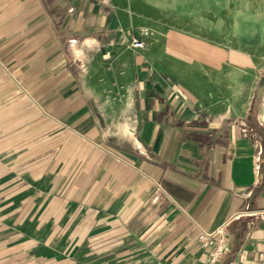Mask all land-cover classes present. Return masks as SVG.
<instances>
[{
  "label": "crops",
  "instance_id": "obj_1",
  "mask_svg": "<svg viewBox=\"0 0 264 264\" xmlns=\"http://www.w3.org/2000/svg\"><path fill=\"white\" fill-rule=\"evenodd\" d=\"M139 25L107 0H0V264H203L229 218L218 264H264L256 42L199 48L187 77L125 46Z\"/></svg>",
  "mask_w": 264,
  "mask_h": 264
},
{
  "label": "rangeland",
  "instance_id": "obj_2",
  "mask_svg": "<svg viewBox=\"0 0 264 264\" xmlns=\"http://www.w3.org/2000/svg\"><path fill=\"white\" fill-rule=\"evenodd\" d=\"M117 6L118 15L141 21L125 46L141 50L147 44L171 52L182 60L181 72L189 77L205 57L198 54L206 46L233 51L255 43V64H264V0H107ZM240 30L241 34L238 33ZM256 31L254 38L253 36ZM258 35L262 39H258ZM144 41L143 48H133L130 39ZM240 38V39H237ZM181 51L180 55L179 52ZM244 57V58H245ZM201 73V72H199Z\"/></svg>",
  "mask_w": 264,
  "mask_h": 264
},
{
  "label": "built area",
  "instance_id": "obj_3",
  "mask_svg": "<svg viewBox=\"0 0 264 264\" xmlns=\"http://www.w3.org/2000/svg\"><path fill=\"white\" fill-rule=\"evenodd\" d=\"M130 45L133 48H143L144 41L137 38L130 39ZM231 218L226 219L220 225H218L212 231H202L199 235V240L202 242V245L208 247V258L203 264H218L224 252L228 250L226 246L227 240V228Z\"/></svg>",
  "mask_w": 264,
  "mask_h": 264
}]
</instances>
